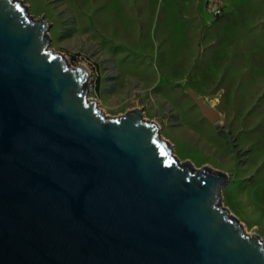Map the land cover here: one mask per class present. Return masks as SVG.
<instances>
[{
  "label": "water",
  "instance_id": "95a60500",
  "mask_svg": "<svg viewBox=\"0 0 264 264\" xmlns=\"http://www.w3.org/2000/svg\"><path fill=\"white\" fill-rule=\"evenodd\" d=\"M29 8L0 0V264H264L229 175L180 162L141 108L105 115Z\"/></svg>",
  "mask_w": 264,
  "mask_h": 264
},
{
  "label": "rangeland",
  "instance_id": "374dc122",
  "mask_svg": "<svg viewBox=\"0 0 264 264\" xmlns=\"http://www.w3.org/2000/svg\"><path fill=\"white\" fill-rule=\"evenodd\" d=\"M23 1L105 115L141 108L180 162L229 175L223 207L264 243V0Z\"/></svg>",
  "mask_w": 264,
  "mask_h": 264
}]
</instances>
